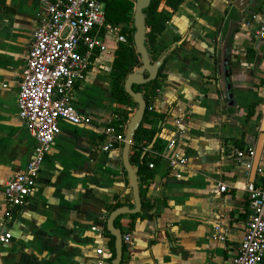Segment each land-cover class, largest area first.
<instances>
[{
    "label": "crops",
    "instance_id": "obj_1",
    "mask_svg": "<svg viewBox=\"0 0 264 264\" xmlns=\"http://www.w3.org/2000/svg\"><path fill=\"white\" fill-rule=\"evenodd\" d=\"M45 2L0 0V234L11 235L0 243V264H95V249H109L108 206L116 200L133 206L121 148L136 105H121L110 94L119 44L114 33L106 35L105 50L74 88L73 104L89 121L61 123L34 191L10 219L4 215L2 186L32 157L34 139L18 117L16 100ZM234 2L184 0L156 37L162 53L175 45L161 66L164 77L150 105L162 115L156 133L163 149L159 153L150 143L136 150L148 155L144 171H152V177L140 185L158 207L151 218H117L118 228L131 239L122 243L120 264H230L242 239L249 213L245 186L263 179L252 171L253 156L236 152L241 146L255 150L264 133V40H255L242 23L259 0H249L242 10ZM124 26L133 24L115 27L123 34ZM120 111L126 114L122 122L116 120ZM178 118L186 126L179 134ZM174 134V150L185 155L186 163L170 169L160 155L168 154L166 143ZM143 153L130 160L138 166V177ZM263 166L264 142L257 167Z\"/></svg>",
    "mask_w": 264,
    "mask_h": 264
},
{
    "label": "built area",
    "instance_id": "obj_2",
    "mask_svg": "<svg viewBox=\"0 0 264 264\" xmlns=\"http://www.w3.org/2000/svg\"><path fill=\"white\" fill-rule=\"evenodd\" d=\"M107 1L45 2L44 13L35 27L24 60L16 100L18 117L34 139L32 157L21 172L2 186L7 219L34 191L40 167L61 132V123L77 125L89 121L73 104L75 85L84 79L97 54L105 50L104 40L108 33H114L118 43L125 42V35L119 33L120 29L106 21ZM242 23L250 29L255 40H264V0H259ZM175 125L178 134L186 129L181 118L176 119ZM176 142L175 134L169 137L166 143L169 152L160 155L168 159L170 169L186 163L185 155L174 150ZM108 148L109 145L102 147L103 150ZM245 155L252 157L254 149L248 148L246 153L236 152L237 157ZM148 167L154 168L153 161L148 162ZM257 173L263 181L258 185L249 182L245 186L249 213L242 239L230 264H264V166L258 167ZM174 175L181 176L178 172ZM225 188L219 185V191H225ZM215 230L218 231V225ZM10 237L8 232L0 234V243L9 241ZM123 242L131 243L129 234H122ZM95 254V264H110L112 253L108 248L99 246Z\"/></svg>",
    "mask_w": 264,
    "mask_h": 264
},
{
    "label": "trees",
    "instance_id": "obj_3",
    "mask_svg": "<svg viewBox=\"0 0 264 264\" xmlns=\"http://www.w3.org/2000/svg\"><path fill=\"white\" fill-rule=\"evenodd\" d=\"M184 2V0H150V3L144 12L146 14L145 24L147 27V39L146 45L149 51V55L152 61L158 59V56L163 52V49L156 47V37L163 32L166 27L167 22L170 19L171 14H173L178 7ZM133 0H108L105 7V17L106 21L113 25L119 26L128 22H132L133 13ZM134 28L127 26L122 27V33L125 35V42L119 43L112 60V70H111V84H110V94L115 102L123 105L127 102L133 101L132 98L124 92L123 81L126 75L131 72L135 67L139 66V58L135 52L132 34ZM164 74L162 73V67L159 68L157 77L155 80L148 82L143 85L133 86L135 91H141L145 101V112L143 120L140 126L135 131L133 140L131 142V149L129 152V157L131 161H137L140 152L143 153L142 149L136 147H143L152 144L153 149L157 152H161L163 149V144L157 135L158 128L156 123L158 119L162 118V115H158L153 112V107L150 105L153 103L154 93L160 86ZM134 103V102H133ZM151 107V108H150ZM121 115H117V121L122 122L126 119V114L124 111L119 112ZM114 128H119L115 125ZM243 153H246L247 149L240 147ZM239 149V150H240ZM140 150V151H139ZM148 155L146 152L143 153V163L139 167V180L140 184L143 180H148L152 177V171H144V161L147 159ZM159 157H155L154 162L158 160ZM153 160V159H152ZM140 197H141V210L140 214L130 215L131 217H139L141 219L151 218L154 216V210L158 207L157 202H150L144 195L145 188L139 185ZM118 200L113 202L108 206V213L112 210L122 206ZM121 218V217H119ZM118 220L116 219L114 224L119 226ZM106 231V230H105ZM107 236L110 238L108 242L109 249L114 255V239L106 231ZM125 245H122V251Z\"/></svg>",
    "mask_w": 264,
    "mask_h": 264
},
{
    "label": "water",
    "instance_id": "obj_4",
    "mask_svg": "<svg viewBox=\"0 0 264 264\" xmlns=\"http://www.w3.org/2000/svg\"><path fill=\"white\" fill-rule=\"evenodd\" d=\"M133 13L132 24L133 34L132 41L134 49L139 58V66L135 67L129 72L124 81V92L129 95L135 103V109L129 117L125 125L124 141L121 148V163L122 167L127 175L128 186L131 189V196L133 200V206L122 205L112 210L106 218V230L114 238V255L110 260V264H120L122 259V232L120 228L114 226V221L124 215H133L141 213V197L139 189V177L137 175L138 166H133L130 162L129 152L131 149V142L133 140L135 131L140 126L144 112L145 101L141 91H135L133 86L143 85L156 79L159 68L164 63L165 59L175 48V45L169 47L164 53H162L157 60L152 61L149 55V51L146 45V33L147 27L145 24L146 9L150 3V0H133ZM249 0H235L234 6L238 10H242ZM264 142V133H261L256 148L254 150L253 161L251 168L253 173L257 171L258 160L261 155Z\"/></svg>",
    "mask_w": 264,
    "mask_h": 264
},
{
    "label": "rangeland",
    "instance_id": "obj_5",
    "mask_svg": "<svg viewBox=\"0 0 264 264\" xmlns=\"http://www.w3.org/2000/svg\"><path fill=\"white\" fill-rule=\"evenodd\" d=\"M160 55H161V54H160ZM160 55H159V56H160ZM159 56H158V57H159Z\"/></svg>",
    "mask_w": 264,
    "mask_h": 264
}]
</instances>
